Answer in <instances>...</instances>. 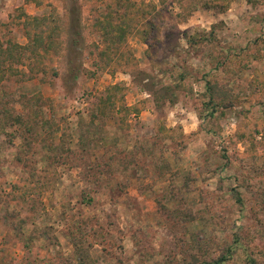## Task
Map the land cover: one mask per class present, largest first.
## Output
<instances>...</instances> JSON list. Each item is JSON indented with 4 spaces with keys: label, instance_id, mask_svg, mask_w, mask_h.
<instances>
[{
    "label": "rangeland",
    "instance_id": "374dc122",
    "mask_svg": "<svg viewBox=\"0 0 264 264\" xmlns=\"http://www.w3.org/2000/svg\"><path fill=\"white\" fill-rule=\"evenodd\" d=\"M227 1L0 0V264L77 263V238L91 264H197L238 230L227 264L262 257L264 0ZM93 119L109 146L80 144Z\"/></svg>",
    "mask_w": 264,
    "mask_h": 264
},
{
    "label": "trees",
    "instance_id": "16d2710c",
    "mask_svg": "<svg viewBox=\"0 0 264 264\" xmlns=\"http://www.w3.org/2000/svg\"><path fill=\"white\" fill-rule=\"evenodd\" d=\"M177 1L179 3L180 7H182L183 4L187 3L186 4V5H188L187 6V9H188L187 16L193 15V13L198 10V8H202V9L220 8L222 11H224L230 6V3L227 0H210V1L209 0H177ZM28 20H29V23H32V21H34V23H37V24H47L48 19H46V18L40 19L37 17H34V18L28 17ZM101 25H103V27H105L104 24H101ZM213 29L211 30L210 34L214 33ZM203 33H204V38L199 39L198 37H194L192 39H189L188 43L191 45H196L200 41H204V42L211 41L212 37L209 34H207L206 32H203ZM107 35H109V33H107ZM50 39H51V37H50ZM109 41H111V45H112L114 43L113 37H112V40H109ZM24 49L26 51V54L31 52L32 56H34V55L38 56V53L40 50L48 52L51 49V44L49 42H45V40L39 38L38 40L36 39L32 43H29L28 46H26V47L24 46L23 50ZM11 50L12 49H10V48L4 49L3 46L0 45V84L6 78V73H7L6 69L4 68L6 61L3 60L4 58H1V56H5V54L7 52L10 54ZM14 52H15L14 50L11 51V53H14ZM21 53H23V52H21ZM10 57L13 58L12 56H10ZM206 86H207V91L210 93L209 101H211L212 99L215 98V93H214L215 87L210 82L206 83ZM108 91H109L108 95L102 100L101 104H104V105L110 104L111 106H114L115 97H114V95H112L110 93L111 89H109ZM31 100H33L35 103L38 101V100L33 99V98H31ZM28 105L25 104V106H24L25 112H23V114H19V115H15V117H11L10 118L11 122H8V120H7L6 123L7 124L12 123L11 126L18 125V124L22 125L20 127L26 126L27 132L31 134V132H33L34 128H29V127L32 126V123H34L35 121H38V120H31L30 114L37 112V109L40 110L39 109L40 105L34 104V107L32 108V110L34 108H36V109L34 111L31 110L32 113L31 112L28 113ZM215 111H216V108H215ZM213 113H214V110H213ZM213 113L212 114L210 113V116L214 115ZM4 114L8 115L6 111L4 112ZM40 116H42V112H41ZM93 118L96 120V116L93 115ZM94 119H93V121H91V124H85V127L87 126V128H86L85 132H83L81 134L80 144L84 147H86L88 145L90 146L93 142L97 141V139H98L99 144L94 143L95 144L94 146H96V145H101V146H106V147L109 146V143L107 142L108 140L104 139L101 136V134L103 132L102 129H101V133H99L98 135L93 134V133H97V129H98L97 125L94 122ZM44 123H46V124H44ZM44 123H43V126H45V127L50 126V124H48V122H44ZM54 132H56V131L54 130ZM68 142H69V140H68ZM32 146H33V144L30 143V146H29L30 149L29 150L32 149ZM49 149H51V151L54 149L52 140H50V142H49ZM66 150H67V148H64V151H66ZM58 157H59L58 159L61 158L60 155H58ZM57 161H59V160H57ZM231 193H232V197L234 198V201L236 202V204H238V206L242 209L244 206V198L242 197L241 192L239 190L234 189L231 191ZM241 233L242 232L238 230V232L234 233L231 243H229L227 245L224 244L223 246H221V248L218 246V250L220 248L219 251H221L220 256L212 258V259H203V260L197 258L199 260L195 259L194 262L197 264H227L230 261H233L235 259L236 260L239 259L242 255V251L245 247V245L243 244V237H242ZM83 242L84 241L81 238H77V241L75 243L76 253H77V254L75 253V255H76V259L78 262L75 263V261L73 259H69L68 262L64 261L65 264H91V260H90L91 256H90L89 252L87 251V249H85L84 246L82 245ZM263 257H264V254L259 259H257L254 256V254L253 255L252 254L247 255L243 264H264V260L262 259ZM74 259H75V257H74Z\"/></svg>",
    "mask_w": 264,
    "mask_h": 264
}]
</instances>
